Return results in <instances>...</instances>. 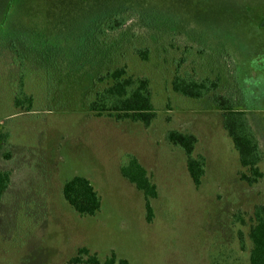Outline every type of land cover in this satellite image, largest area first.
<instances>
[{
    "label": "rangeland",
    "instance_id": "374dc122",
    "mask_svg": "<svg viewBox=\"0 0 264 264\" xmlns=\"http://www.w3.org/2000/svg\"><path fill=\"white\" fill-rule=\"evenodd\" d=\"M119 10L126 24L88 43L91 23ZM119 67L149 79L156 115L147 127L88 110L110 83L97 77ZM186 73L219 78L221 93L232 86L264 130V0H0V169L11 173L0 264H63L79 247L102 262L114 254L116 264H250L264 140L263 176L248 185L212 94L173 92V77ZM21 91L33 97L30 111L14 104ZM170 130L197 138L193 156L206 160L199 187ZM130 157L156 186L150 222L144 194L120 172ZM75 176L101 198L93 216L64 199Z\"/></svg>",
    "mask_w": 264,
    "mask_h": 264
},
{
    "label": "trees",
    "instance_id": "16d2710c",
    "mask_svg": "<svg viewBox=\"0 0 264 264\" xmlns=\"http://www.w3.org/2000/svg\"><path fill=\"white\" fill-rule=\"evenodd\" d=\"M120 11L122 10L108 12L104 17L97 18L92 22L88 43H96L98 38L121 29L129 17ZM9 48L17 57L22 56L16 45L10 44ZM88 50L93 53L89 47ZM142 56L146 57V54L143 53ZM97 81H109L110 83L102 90L97 91L94 99L88 105V110L95 116L109 117L116 122L124 120L140 122L146 127L151 124L156 113L147 77L127 75L126 68L119 67L108 71L105 75H100L97 77ZM171 87L173 92L191 99L199 100L212 94L211 102L216 109L222 112V127L231 139L233 148L238 154V161L244 169L239 174L240 180L248 185L256 184L263 176L259 168L262 151L247 112L245 108H241L238 93L231 88L232 86L221 93L219 92V78H197L186 73L185 75L176 74L171 81ZM14 104L16 107L24 104L25 110L30 111L33 106V97L21 91L15 98ZM166 139L183 150L188 174L193 184L199 187L204 176L206 160L202 155L193 156L197 138L193 134L170 130L166 134ZM120 172L144 194L146 220L150 222L153 216L150 200L157 196L155 184L152 183L146 169L134 157H130L128 165H123ZM10 182L11 173L0 169V201ZM62 193L66 202L79 215L93 216L100 210L101 198L85 177L75 176L67 180L63 184ZM252 215V224L248 234L251 241L249 263L264 264V204L255 205ZM116 262L114 254L102 262L96 253L86 247H79L75 255L63 264H116ZM120 264H127V262L121 260Z\"/></svg>",
    "mask_w": 264,
    "mask_h": 264
},
{
    "label": "crops",
    "instance_id": "0c3cea01",
    "mask_svg": "<svg viewBox=\"0 0 264 264\" xmlns=\"http://www.w3.org/2000/svg\"><path fill=\"white\" fill-rule=\"evenodd\" d=\"M244 108H245V110H250L248 112L246 111L247 112V116L249 118L250 124H251V126H252V128H253V130H254V132L256 134V137L258 139L259 146H260V150L263 153L262 146H261V140H260V139H263L264 140V130L262 128V125L260 124V122H257V120H256V118L254 116H250V112H253V111L255 112V110H254V108L252 106H249V107L248 106H245ZM251 117H253V118H251ZM254 127L255 128L258 127L260 129V131H261L260 132V136H259L258 132L254 129Z\"/></svg>",
    "mask_w": 264,
    "mask_h": 264
}]
</instances>
